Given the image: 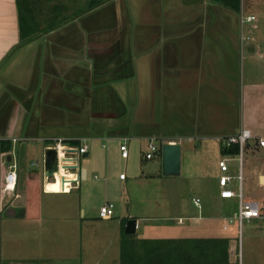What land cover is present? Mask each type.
<instances>
[{"label":"crops","instance_id":"obj_1","mask_svg":"<svg viewBox=\"0 0 264 264\" xmlns=\"http://www.w3.org/2000/svg\"><path fill=\"white\" fill-rule=\"evenodd\" d=\"M252 2L257 14L246 13ZM92 3L67 22L45 32L30 28L34 33L21 38L18 0H0V67L5 63L8 72L0 73V264L63 262L57 243L65 226L74 227L69 218L78 206L60 197L82 194L80 159L79 185L69 193L41 190L33 162L19 181L21 157L35 149L45 154L58 141L87 145L88 156L90 143L109 149L89 163L104 177L98 188L108 191L121 143L129 148L123 160L153 140L178 144L181 175L202 176V148L221 143L222 153L219 140L248 131L247 154L263 159L258 178L264 185V149L257 144L264 138V0ZM243 16L255 21L242 23ZM162 101L169 133L153 128ZM11 156L19 162L18 184L3 193ZM120 181L127 186L128 176ZM78 211L86 217V208Z\"/></svg>","mask_w":264,"mask_h":264},{"label":"rangeland","instance_id":"obj_2","mask_svg":"<svg viewBox=\"0 0 264 264\" xmlns=\"http://www.w3.org/2000/svg\"><path fill=\"white\" fill-rule=\"evenodd\" d=\"M93 1L18 0V7L24 11L31 29L45 32L52 26L67 22L75 18L78 13L88 10L93 5ZM28 9L32 10L31 13ZM246 11L247 14L251 12L257 14L259 11L257 3L252 2ZM23 45L24 42H21L19 47ZM1 71H4L2 76L8 75L5 63L0 67V73ZM3 88L8 90L6 84H3ZM162 103L159 125L154 124L153 128H163L169 133L172 130V121L166 113L167 103L165 101ZM177 124L175 128L173 127L175 131L178 128ZM181 128H184L183 124ZM153 143L161 146V140H153ZM248 145L249 143L244 153L245 195L249 200L264 202V185H261L258 178L259 169L263 167V159L249 156ZM17 146L22 147L21 144ZM220 146L221 143H217V148L212 146L202 148L204 163L202 176L198 174L164 176L160 151L153 153V159L146 160V154L151 152L149 145L142 146V151L139 148L131 151L129 160H123L120 151L117 150L109 169L113 180L110 181V189L104 191L101 187L98 188V185L104 182V177L99 172L97 164L89 163L94 159L99 162L100 159L106 158L109 149L103 148L102 144L90 143V155L85 158L82 156L79 164L82 194L75 192L71 196L60 197V200L74 202L78 206L69 218L73 217L74 227L71 229L65 226L64 236L60 237L57 243V249L63 250L62 264H122V246L125 244L131 251L138 250L137 252L134 250L135 255L131 257L142 258V250L137 248V245L141 247L144 240L165 242L220 238L231 239L232 244L235 243L236 248L234 245L232 252L236 264H264L262 220L244 221L241 231L237 223L231 225L228 231L223 230L225 218L234 217L238 212L239 200L237 197L231 200L220 198L216 182L220 175L218 163L223 157L219 150ZM42 152L35 149L25 157H21L19 172V181H25L28 173L27 164L38 162L39 168L36 170L41 190L45 188V154ZM194 152L193 150V154ZM232 158L234 160L230 166V174L237 176L238 156ZM120 174L128 176L127 186L121 184ZM87 177L91 180L89 186L93 187V192L87 190ZM230 188L238 194V180H234ZM193 198H198L200 208L192 202ZM109 203L114 206V218L100 219L101 207ZM80 207L86 208V217L78 211ZM130 219L138 222V229L133 235L125 234L122 226ZM180 219H184L185 224H178ZM257 237L263 240L259 242ZM48 246L50 247L51 244Z\"/></svg>","mask_w":264,"mask_h":264},{"label":"built area","instance_id":"obj_3","mask_svg":"<svg viewBox=\"0 0 264 264\" xmlns=\"http://www.w3.org/2000/svg\"><path fill=\"white\" fill-rule=\"evenodd\" d=\"M255 17H242V23L253 22ZM252 139L251 134L248 131H242L240 134L231 136L229 138L219 140L223 143L225 149H230L233 146L239 147L238 162H239V174L237 176H232L230 174V166L234 160L231 155L223 156L218 163V168L220 175L217 180L219 187V195L221 199L231 200L233 198H238L239 208L238 212L231 218H225L223 230L228 231L230 226L233 224H238L240 231L242 230V225L244 221L250 222L252 220H262L264 222V202H258L249 200L245 195L244 188V153L247 144ZM16 141V140H14ZM258 147L264 149V138L259 139ZM59 152L60 158H64L65 161H60V170L59 173H54L52 177H45V188L47 183H57L58 174L61 175L63 189L59 192L69 193L73 189H76L79 185V174L77 172L78 159L83 155L87 154L88 147L83 145L81 147H66L62 141L55 142V145L51 147ZM149 149L151 152L147 153L146 159H152L154 152H161V146L155 145L153 142H150ZM121 157L123 159L129 158V148L127 143H121L119 147ZM69 152V153H67ZM45 164V163H44ZM33 167H38L39 163L34 162ZM65 166L71 167L73 169H65ZM63 167L64 173H61V168ZM18 171H19V162L17 158L11 156L9 161L7 173L5 175L4 183L2 186V192L6 193L9 191H15L18 184ZM74 177V178H73ZM126 174H121L120 179L126 180ZM234 180L239 182V193L236 194L231 188V184ZM67 189V190H65ZM192 202L196 207L200 208V202L198 198H193ZM115 214V209L112 204L105 205L101 207L99 212V217L101 219H111ZM184 219H180L178 224H184ZM240 264V263H239Z\"/></svg>","mask_w":264,"mask_h":264},{"label":"trees","instance_id":"obj_4","mask_svg":"<svg viewBox=\"0 0 264 264\" xmlns=\"http://www.w3.org/2000/svg\"><path fill=\"white\" fill-rule=\"evenodd\" d=\"M19 13L21 38H26L34 31L30 32L29 21L24 16V11L19 8ZM222 153L223 156H237L239 147L233 146L230 149H224ZM234 245L235 243L232 244V240L227 238L168 240L165 242L144 240L141 247L137 245V248L142 250V258L131 257L138 250L132 249L131 251L124 244L121 259L122 264H236L232 252Z\"/></svg>","mask_w":264,"mask_h":264},{"label":"water","instance_id":"obj_5","mask_svg":"<svg viewBox=\"0 0 264 264\" xmlns=\"http://www.w3.org/2000/svg\"><path fill=\"white\" fill-rule=\"evenodd\" d=\"M162 155V171L164 176H180L182 173V148L178 144H163L161 147ZM88 157V154L83 155V158ZM11 160V157L8 159ZM65 161L60 158L59 152L55 149H48L45 153V177H52L54 173H59L60 161ZM65 169H73L65 166ZM38 172V171H35ZM263 181V177H262ZM23 197L16 200L15 205L20 204ZM138 222L135 219L127 221L125 226V234L133 235L137 231Z\"/></svg>","mask_w":264,"mask_h":264},{"label":"clouds","instance_id":"obj_6","mask_svg":"<svg viewBox=\"0 0 264 264\" xmlns=\"http://www.w3.org/2000/svg\"><path fill=\"white\" fill-rule=\"evenodd\" d=\"M61 173L63 174L64 173V169H63V167L61 168ZM74 178V177H73ZM57 183L55 184V185H48V186H46V188H45V190L46 191H54V192H59L60 190H61V188H60V183H59V177H57ZM65 190H67V189H65Z\"/></svg>","mask_w":264,"mask_h":264},{"label":"bare ground","instance_id":"obj_7","mask_svg":"<svg viewBox=\"0 0 264 264\" xmlns=\"http://www.w3.org/2000/svg\"><path fill=\"white\" fill-rule=\"evenodd\" d=\"M162 146V145H161ZM48 184V183H47Z\"/></svg>","mask_w":264,"mask_h":264}]
</instances>
